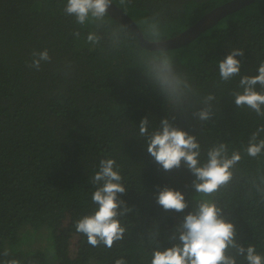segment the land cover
Returning a JSON list of instances; mask_svg holds the SVG:
<instances>
[{
    "label": "trees",
    "instance_id": "1",
    "mask_svg": "<svg viewBox=\"0 0 264 264\" xmlns=\"http://www.w3.org/2000/svg\"><path fill=\"white\" fill-rule=\"evenodd\" d=\"M0 264H264V0H0Z\"/></svg>",
    "mask_w": 264,
    "mask_h": 264
},
{
    "label": "water",
    "instance_id": "2",
    "mask_svg": "<svg viewBox=\"0 0 264 264\" xmlns=\"http://www.w3.org/2000/svg\"><path fill=\"white\" fill-rule=\"evenodd\" d=\"M96 8L107 12L116 21L127 26L135 31L139 37L140 43L149 49H169L176 48L184 45L194 39L198 34L204 31L206 28L215 24L219 19L224 17L228 13H232L244 5L250 3L253 0H228L222 4H219L200 16L193 24L181 32L173 35L172 37L161 40H147L143 37L142 32L132 20V18L126 14L120 7H118L111 0H88Z\"/></svg>",
    "mask_w": 264,
    "mask_h": 264
},
{
    "label": "rangeland",
    "instance_id": "3",
    "mask_svg": "<svg viewBox=\"0 0 264 264\" xmlns=\"http://www.w3.org/2000/svg\"><path fill=\"white\" fill-rule=\"evenodd\" d=\"M128 11L131 13L130 16L135 21V23H138L139 25L144 27L142 20L144 22H145V20L143 18H141L138 13H134V12L130 11L129 9H128ZM184 29H182V30H184ZM182 30H180V32ZM175 32L176 31H173V32L168 31L167 33L163 34L162 36H164V38H169V37H172ZM177 33H179V32H177ZM154 37H159V35L157 34V36H154ZM161 39L162 38H158V39L156 38L154 40H161ZM77 215H78V209H76L75 207H72L67 214L66 220L64 221L65 225H69V231H68L67 235L64 237L65 244L62 246V248L66 249V250L68 249V252H70V255L75 254L77 252L75 249L76 245L78 244V241H80V239L82 238L83 235H86L88 237V239H86L83 242L84 243L83 244L84 250L88 249L92 245L91 241L93 240L92 238L94 237V234L91 232V230H84L83 227H80L82 221L79 219L80 217L79 218L77 217ZM38 237L40 239L45 240L43 235H40ZM25 239H26L25 235H21V240H22V243L24 245L26 244ZM29 239L31 240V236ZM207 254H208V251L205 253V255H207Z\"/></svg>",
    "mask_w": 264,
    "mask_h": 264
}]
</instances>
